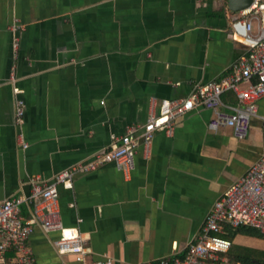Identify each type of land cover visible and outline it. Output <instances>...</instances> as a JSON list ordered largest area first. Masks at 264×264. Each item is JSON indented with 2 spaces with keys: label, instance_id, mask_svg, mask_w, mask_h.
Here are the masks:
<instances>
[{
  "label": "crops",
  "instance_id": "crops-1",
  "mask_svg": "<svg viewBox=\"0 0 264 264\" xmlns=\"http://www.w3.org/2000/svg\"><path fill=\"white\" fill-rule=\"evenodd\" d=\"M233 12L227 0H0V201L108 148L157 114L162 99L222 78L246 51L232 33ZM16 96L25 102L21 127ZM222 100L237 98L227 91ZM212 116L195 107L172 135L139 140L130 171L106 162L58 186L61 222L85 238L88 260L144 264L183 253L215 199L262 151L259 118L237 139L227 126L210 130ZM20 214L29 218L31 206ZM58 236L34 227L35 263L81 264L54 249ZM261 241L236 234L232 245L264 251Z\"/></svg>",
  "mask_w": 264,
  "mask_h": 264
},
{
  "label": "built area",
  "instance_id": "built-area-1",
  "mask_svg": "<svg viewBox=\"0 0 264 264\" xmlns=\"http://www.w3.org/2000/svg\"><path fill=\"white\" fill-rule=\"evenodd\" d=\"M253 20L257 22L255 32L252 30ZM18 27L12 25L14 30ZM231 30L246 46V51L222 78L195 85L187 96L162 99L157 114L149 115L142 124L128 126L108 148L95 152L86 161L69 165L51 179L32 178L28 195L0 201V264H36L28 244L36 225L46 233L57 231L59 236L52 241L54 249L59 254L74 255L81 264H123L110 257L86 258L85 238L77 228L66 227L61 222L58 186L70 185L77 174L91 172L106 162L114 163L122 171H130L139 140L147 146L155 131L172 135L176 120L195 107L212 111L213 116L207 123L210 130L228 126L237 139L247 136L252 118H259L262 151L248 169L215 199L197 235L188 241L182 254L144 264H231L227 255L232 246V239L226 235L228 229L249 225L264 235V114H258V100L264 97V0H252L248 7L234 11ZM17 47L18 37L15 36V53ZM10 80H14L12 74ZM227 91L235 94L236 103L222 100V94ZM14 92L17 94L20 90L14 87ZM24 113L25 102L16 96L13 121L17 127H21ZM18 137L26 147L21 132ZM23 204L31 206L29 218L20 214Z\"/></svg>",
  "mask_w": 264,
  "mask_h": 264
},
{
  "label": "trees",
  "instance_id": "trees-1",
  "mask_svg": "<svg viewBox=\"0 0 264 264\" xmlns=\"http://www.w3.org/2000/svg\"><path fill=\"white\" fill-rule=\"evenodd\" d=\"M236 234L264 238V235L256 227L249 225H240L233 229H228L226 235L232 239ZM257 251L254 248L243 246L239 248V245H232L227 255L230 262L235 264H264V251H261L263 252L262 255H256Z\"/></svg>",
  "mask_w": 264,
  "mask_h": 264
},
{
  "label": "water",
  "instance_id": "water-1",
  "mask_svg": "<svg viewBox=\"0 0 264 264\" xmlns=\"http://www.w3.org/2000/svg\"><path fill=\"white\" fill-rule=\"evenodd\" d=\"M252 0H227V6L232 11H237L248 7Z\"/></svg>",
  "mask_w": 264,
  "mask_h": 264
},
{
  "label": "rangeland",
  "instance_id": "rangeland-1",
  "mask_svg": "<svg viewBox=\"0 0 264 264\" xmlns=\"http://www.w3.org/2000/svg\"><path fill=\"white\" fill-rule=\"evenodd\" d=\"M252 27H253V32H255V30H256V21L255 20H253L252 21ZM228 127V126H227ZM228 128H230V127H228ZM231 129V128H230ZM234 238V237H233ZM236 240V239H235ZM261 243H262V247H264V241H261ZM239 248H240V245H239ZM263 254V252H259V251H257L256 252V255H262ZM231 264H235V263H231Z\"/></svg>",
  "mask_w": 264,
  "mask_h": 264
}]
</instances>
